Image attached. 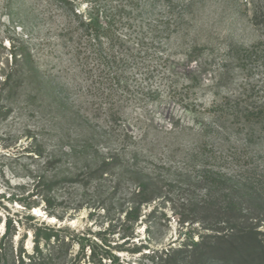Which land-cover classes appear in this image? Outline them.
Listing matches in <instances>:
<instances>
[{"label": "rangeland", "instance_id": "1", "mask_svg": "<svg viewBox=\"0 0 264 264\" xmlns=\"http://www.w3.org/2000/svg\"><path fill=\"white\" fill-rule=\"evenodd\" d=\"M42 4L43 0H0V237L6 224H11L17 232L11 245L7 243L9 249L18 253L23 247L32 253L34 230L41 227L49 242H55L54 236L69 242L64 264H153L151 256L179 246L187 232L198 239L205 231V223L184 221L194 215L190 200L200 201L204 193L200 188L191 193L184 179L188 173L200 176L205 165L187 151L198 138L202 114L184 106L197 111L207 107L214 92L224 88L208 89L210 74L199 65L218 67L227 49L236 57L251 49L257 60L252 61L250 79L256 90H264V65L258 60L264 34L252 22L254 11L264 12V3L142 0L145 12L161 19L163 27L168 18L176 20L166 50L180 62L181 72L189 64L180 79L194 78L198 84L191 99L179 104L171 91L182 92L177 77L168 89L157 75L146 95L121 90L109 95L89 87L90 80L76 71L65 48L57 46L53 57L48 55L54 44L49 45L46 38L55 34L48 31ZM165 38L161 37L163 50ZM191 48L196 52L189 59ZM25 50L36 53L40 64L52 70L50 83L40 95L32 86L19 87L13 79L5 82L13 55L21 56ZM67 67H71L69 73ZM233 67L238 82L245 75L238 71V63ZM226 81L220 78L221 85ZM103 82L108 85L107 79ZM173 127L188 131L180 143L167 133ZM105 161L115 162L114 167L103 174L96 172L105 168ZM141 167L166 174V193L142 206L134 235L124 238L128 229L124 215L128 207L137 205ZM49 181L51 187L46 186ZM258 230L264 231V223ZM180 263L179 256H174L167 264Z\"/></svg>", "mask_w": 264, "mask_h": 264}, {"label": "trees", "instance_id": "2", "mask_svg": "<svg viewBox=\"0 0 264 264\" xmlns=\"http://www.w3.org/2000/svg\"><path fill=\"white\" fill-rule=\"evenodd\" d=\"M259 2L264 3V0ZM41 11L49 33L55 34L46 38L49 45L54 44V48L47 51L48 55L53 57L57 46L65 48L76 63V71L90 80L89 87L109 95L118 90L127 95L132 92L146 95L153 90L151 81L159 75L168 89L178 78L182 92L177 88L171 90L178 104L191 99L195 92L196 79H180L189 64L181 72L180 62L167 51L173 32L170 27L176 26V20L168 18L163 27L161 19L145 12L142 0H43ZM252 22L264 34V12L254 11ZM163 35L167 39L165 50L160 47ZM195 50L191 48L187 53L189 59L194 57ZM227 50L218 67L214 63L199 65L201 68L204 65L210 74L207 79L210 84L205 86L213 90L222 87L224 92H214L212 104L198 111L184 104L185 110L202 114L198 134H195L198 138L187 151L191 150L193 157L205 163L200 176L188 173L184 179L191 193L199 188L204 191L200 201L190 200L195 206L194 215L184 221L205 223L202 227L205 231L198 233V239L187 232L186 241L179 246L151 256L153 264L171 263L174 256H179L180 264H264V231L258 230L264 223V90H256L257 86L250 79L252 61L257 60L252 57L254 52L245 49L236 57ZM13 57L14 63L5 82L10 84L13 79L19 87L29 85L42 94L50 83L48 77L52 70L44 68L40 57L30 50ZM258 60L264 65V49ZM196 62L199 64L198 59ZM235 63H238V71L245 75L238 82L239 75L235 67L232 68ZM64 69L69 73L71 67ZM220 78L226 79V83L221 85ZM104 79L108 80L107 86ZM167 131L176 136L178 143L188 132L174 127ZM104 163L105 168L100 167L96 172L106 173L115 165L113 161ZM169 167L171 170L172 166ZM137 172L140 175L139 188L135 191L138 200L136 206L125 211L123 224L128 229L124 238L134 235L142 217V206L165 197L164 182L169 179L166 174H155L144 167ZM178 172L184 174L183 170ZM52 185V181L46 184ZM13 227L6 224V231L0 237V264H64L65 246L69 244L65 239L54 236L55 242L51 243L39 227L34 230V251L29 253L22 247L16 253L13 247L7 246L17 232Z\"/></svg>", "mask_w": 264, "mask_h": 264}]
</instances>
